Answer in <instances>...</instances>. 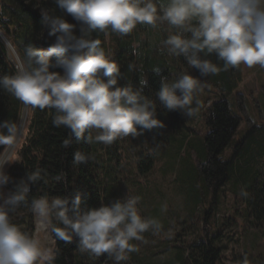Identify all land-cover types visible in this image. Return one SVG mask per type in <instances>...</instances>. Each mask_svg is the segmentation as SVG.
<instances>
[{"label": "clouds", "instance_id": "1", "mask_svg": "<svg viewBox=\"0 0 264 264\" xmlns=\"http://www.w3.org/2000/svg\"><path fill=\"white\" fill-rule=\"evenodd\" d=\"M53 2L74 23L41 9L42 24L48 29L49 37L55 38L54 43L46 51L29 46L22 56L14 53L11 62L15 74L0 77V89L26 110H55L52 126L67 129L77 142L110 147L117 140L135 139L144 132L164 127L154 118L155 103L142 95L141 90L147 87L143 75L138 89L131 84L117 87L118 64L106 55L101 41L86 35L87 32L126 37L137 26L157 29L159 25H167L169 34L161 48L169 57H183L188 68L197 70L202 78L241 66L264 70V0ZM77 31L80 36L73 34ZM132 55H137L135 48ZM202 55H215L222 68L201 59ZM52 57L57 59L55 65L50 63ZM53 67L61 69L62 74L50 71ZM134 69V64L128 65L129 72ZM152 71L160 74L159 68ZM203 87L201 80L188 74H181L171 82L162 77L155 98L166 111L193 119L200 112L196 97ZM0 130H6V134L0 131V147L7 152L14 148L22 130L12 122L0 124ZM70 146L71 140L67 139L61 145L65 149ZM90 161L81 152L74 154V167ZM5 163H0V190L10 183L3 172ZM41 179L40 171H34L18 181L6 197L0 191V264H50L53 259L50 251L40 248L34 235L29 236L12 223L8 210L15 214L21 207L50 227L57 240L70 244L76 238L80 254L106 256L112 264H127L129 255L139 252L136 244L147 243L145 233L153 236L161 233L158 220L142 218L139 214V197L127 195L110 206L89 210H82L79 192L71 200L40 196L29 202V185ZM240 195L247 199L243 189ZM165 211L166 207H162L161 212ZM238 264H250L248 257L242 256Z\"/></svg>", "mask_w": 264, "mask_h": 264}, {"label": "rangeland", "instance_id": "2", "mask_svg": "<svg viewBox=\"0 0 264 264\" xmlns=\"http://www.w3.org/2000/svg\"><path fill=\"white\" fill-rule=\"evenodd\" d=\"M155 2L166 3V0ZM132 33L134 48L141 56L146 55L148 60L153 61L152 69L161 64L167 70L166 79L170 82L181 74H188L201 80L204 87L196 97L201 105L199 115L193 119L185 118L186 127L173 124L166 110L156 103L154 118L164 125L163 128L144 132L135 139L128 137L117 140L110 147L98 144L97 156H101L105 163L107 151L113 146L116 148L118 163L112 175L115 187L121 193L120 200L127 195L139 197L137 208L141 217L156 219L162 225L160 235L144 234L147 243L136 244L139 252L130 254L127 262L176 264L175 254L180 251L179 248L184 249L207 240L213 242L220 252L217 264H238L245 255L250 264H264V220L257 221L248 214L246 199L240 195L242 189L246 193L250 189H264V152L259 154V147L254 146L245 157L234 159L233 174L215 192L210 189L205 192L201 190L203 199L200 203L197 202L193 175L196 170L193 169L190 158L194 151L200 150L204 136L210 131L204 118L208 109L218 100V86L212 76L202 78L197 70L188 68L183 57L173 58L166 54L161 43L169 34L167 25H159L157 29L137 26ZM109 41L110 38L107 37L106 44ZM105 53L110 58V51ZM201 59L207 57L202 55ZM209 60L215 64L217 59L212 55ZM141 64H136L137 70L142 69ZM239 75L241 82L226 99L231 115L238 119L239 126L231 145L220 156L222 161L231 158L232 147L250 132V127L239 111L238 94L241 95L245 115L258 128L251 136L264 144V70L241 66ZM30 116L29 111L19 148L5 175L10 167L21 160L22 148L28 139ZM142 155L152 158L150 170L145 175L138 174L136 168ZM1 191L6 197L7 189L4 187ZM162 207H166L165 212H161ZM34 236L39 241L40 248L50 251L53 256L55 241L51 228L36 218ZM166 246H174V249L166 252Z\"/></svg>", "mask_w": 264, "mask_h": 264}, {"label": "trees", "instance_id": "3", "mask_svg": "<svg viewBox=\"0 0 264 264\" xmlns=\"http://www.w3.org/2000/svg\"><path fill=\"white\" fill-rule=\"evenodd\" d=\"M41 9L49 10L50 15L62 17L67 23H74L71 17L66 16L58 9L53 0H0V33L8 41L12 49L21 56L25 49L31 46L34 50L46 51L55 41L54 37H49L48 29L42 24L40 15ZM76 36L80 33L74 32ZM86 35L93 39H99L104 51H110V59L116 62L120 68V78L117 87H125L128 84L134 89L139 88L141 75L147 81V87L143 88L142 95L152 100L155 105L159 103L155 98V93L159 90L161 78H167V70L160 64V74L152 71V60L147 56H141L138 51L136 56L132 55L134 49V33L126 37H118L109 34L110 41L106 44V38L102 34L94 31L87 32ZM209 60V56L207 57ZM141 62L142 69L129 72L128 65ZM52 65L57 63L56 57L50 60ZM216 66L222 68V64L216 60ZM145 69V70H144ZM50 71L59 72V68H51ZM15 74V67L11 62L8 51L0 41V77ZM99 78L103 79L102 76ZM212 80L217 84L218 100L208 109L204 120L209 128L204 138L200 150L194 151L190 161L195 169L194 189L196 191L197 202L203 199L202 191L208 189L215 190L222 185L233 174L235 169L233 160L245 157L254 146L259 147V154L264 152V144L259 143L251 136V133L258 128L254 127L251 120L245 115L241 95H237V104L242 117L246 121L250 132L245 134L233 147L231 158L227 161L220 159L224 150L232 143L233 137L239 126L238 119L232 117L227 96L232 94L241 82L239 69L220 71L218 75L212 76ZM105 82H107L105 80ZM114 90V89H113ZM23 105L19 104L3 89H0V124L12 122L19 125L22 115ZM172 123L186 127L185 117L179 112H168ZM30 121L28 125V139L25 142L21 160L7 170L6 175L10 178V183L5 187L9 192L13 191L15 184L25 178L26 174L40 171L41 181L29 185L27 193L29 202L32 198L47 196L49 198H67L71 200L75 193H81L82 210L99 209L101 206H110L115 201L120 200V191L115 187V178L112 172L117 167L118 158L116 148L113 146L107 151L106 163L97 156L98 144L88 145L83 141L77 142L67 129H57L51 124L52 116L56 115L55 110L30 111ZM6 134V130H0ZM87 135V133L85 134ZM93 135V133H92ZM94 136V135H93ZM71 140V146L67 149L61 145L64 140ZM0 147V154L3 151ZM81 152L91 158L86 164L74 167V154ZM189 155V154H188ZM151 156H140L137 164V171L140 175L148 173L151 167ZM238 170H240L238 168ZM245 173V172H244ZM247 183V182H246ZM245 183V184H246ZM246 205L248 214L257 221L264 220V189L248 190ZM9 216L22 232L29 236L34 235L35 218L30 211L21 207L13 214L11 210ZM54 223V222H53ZM59 227V225H56ZM53 235V234H52ZM55 241V252L50 264H112L106 257L95 258L90 254H80L78 249L79 240L73 238L72 243L65 244L53 235ZM174 246H166L164 251L169 252ZM175 254L176 264H217L220 257L219 250L211 241L203 240L187 248H179ZM127 264H133L127 262Z\"/></svg>", "mask_w": 264, "mask_h": 264}, {"label": "bare ground", "instance_id": "4", "mask_svg": "<svg viewBox=\"0 0 264 264\" xmlns=\"http://www.w3.org/2000/svg\"><path fill=\"white\" fill-rule=\"evenodd\" d=\"M0 40L5 45L10 57H12L13 54L16 53V52L12 49V47L8 44V42H6V40L3 38L1 33H0ZM29 111L30 110H26L24 108V106H23L21 119H20V122H19V125H18V129L22 130V135H23L24 129L26 127L27 119H28V116H29ZM22 135L18 139V141L15 144L13 149H11V150H9L7 152L3 151L1 156H0V163H3L4 161H7V163H5L4 166H3V172L4 173H5L6 169H7V167L10 165L11 161L14 159L15 154L17 153V150L19 148V144L21 142Z\"/></svg>", "mask_w": 264, "mask_h": 264}, {"label": "water", "instance_id": "5", "mask_svg": "<svg viewBox=\"0 0 264 264\" xmlns=\"http://www.w3.org/2000/svg\"><path fill=\"white\" fill-rule=\"evenodd\" d=\"M2 35V34H1ZM3 36V35H2ZM3 38L5 39V37L3 36ZM6 40V39H5ZM1 41V40H0ZM6 42H8L7 40H6ZM1 43H3L2 41H1ZM9 44V43H8ZM10 45V44H9ZM5 46V45H4ZM6 48V47H5Z\"/></svg>", "mask_w": 264, "mask_h": 264}]
</instances>
